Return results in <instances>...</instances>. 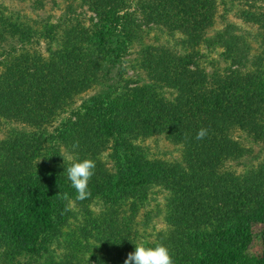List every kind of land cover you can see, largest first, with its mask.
Listing matches in <instances>:
<instances>
[{"label": "rangeland", "instance_id": "rangeland-1", "mask_svg": "<svg viewBox=\"0 0 264 264\" xmlns=\"http://www.w3.org/2000/svg\"><path fill=\"white\" fill-rule=\"evenodd\" d=\"M109 1L122 3V20L98 15L94 0H0V93L25 89L35 92L26 97L9 94L8 104L0 103V150L5 142L25 144L27 154H36L34 162L52 168L45 174L66 178L72 191L66 192L74 203L58 239L49 245L51 257L33 253L20 260L21 264H49L51 260L58 264L63 259H70L72 264H96V260L104 263V259L111 262L117 246L124 248L128 243L134 250L135 244L155 247L157 239L166 235L164 232L178 226L174 221L184 226L188 219L199 239L207 242L209 238L214 246L235 250L244 264L254 263L264 252V225L251 221L256 214L252 208L257 206L258 212L264 207V31L246 18L253 11L252 4L255 11L262 9L256 1L215 0L216 9L210 7L206 12L213 15V25L205 30L207 36L227 24L237 25L241 42L250 47L249 64L243 67L241 63L236 65L235 55L220 43L214 47L204 42L189 43L181 36L182 30L152 22L151 0ZM129 29L131 36L125 33ZM164 51H170L172 58H192L194 63L188 68L200 66L197 75L203 84L216 76L222 79V85L211 88L218 91L212 102L207 103L206 98L188 99L182 86L180 89L174 82L156 76L158 71L167 75L170 62L177 61L168 60ZM147 52L158 60L154 66L145 60ZM49 65L56 67L55 71L49 70ZM79 70L83 82L75 84L66 95L59 76L67 71L72 77ZM248 82L254 98L243 106L239 92H244ZM202 87L204 90L206 86ZM233 94L238 95L234 102ZM234 103H238L237 109L229 112ZM161 104H165L164 109ZM213 109L215 113L210 117ZM133 111L143 114V119L134 117ZM159 112L165 120L158 119ZM40 116L46 121L39 126ZM196 118L198 122L192 123ZM150 119H157L160 125L166 122L165 128L144 135L143 122ZM138 120L143 125L136 128ZM181 121L186 122L179 124ZM187 128L192 134L189 137L183 132ZM201 128H207L208 135L197 140ZM83 130L88 131L86 140L80 137ZM31 132L39 134L29 139L21 137ZM77 140L79 148L73 150ZM102 140L106 141L104 149L87 148ZM54 148L71 154L73 160L96 161L89 184L90 198L75 200L66 172L70 162L62 157L57 165L51 163L53 157L46 158ZM8 161L0 159L1 171ZM146 163L166 166L178 183L172 180L152 184L148 198H141ZM130 178L138 191L127 185L116 187L117 182ZM185 178L190 187L183 184ZM110 185H115L111 192ZM223 190L231 192L227 194L234 213L229 215H224L227 209L223 211L221 206L227 195ZM109 224L120 227L112 234L106 232ZM239 224L250 225L254 232L247 248L240 249L238 243L243 239L231 236L226 229ZM187 248L195 246L189 242Z\"/></svg>", "mask_w": 264, "mask_h": 264}, {"label": "trees", "instance_id": "trees-1", "mask_svg": "<svg viewBox=\"0 0 264 264\" xmlns=\"http://www.w3.org/2000/svg\"><path fill=\"white\" fill-rule=\"evenodd\" d=\"M252 1H256L258 3L257 6L262 10L255 11V4H252L251 9L253 11L248 12V17L246 19L249 21H254L255 24L259 25L264 31V0H250V2ZM215 3V0L212 3L210 0H151L149 8L153 11V13L151 12L149 17L152 22L167 25L169 28H171V30H182L181 36L186 37L189 43L197 44L204 42L209 47H214L218 43H220V45H224L227 50L231 52V54L235 55L237 59L235 61L236 65L241 63L240 66L246 67L249 64L248 57L250 54V47L247 42H241L240 35L236 33V24H227L221 30L216 31L214 35L207 36L205 33V30H208V28L213 25V15L207 14L206 12L210 7L216 9ZM94 5H97L95 6V10L101 17H105L107 19L109 15H113L115 16L116 21L122 20L120 10L122 7L121 2L119 3L115 1V3H113L109 0H94ZM108 7V13H105V10ZM203 12H205L206 15H204ZM128 26L130 27V25H124V27ZM125 33L128 36L133 35L130 29L125 30ZM164 52L166 55H169L168 60L172 61L177 59V61L170 62L168 65L169 69L167 71V75L158 71L157 74L155 73L156 76L158 75V78L164 82H174L175 85H178L176 86L178 88H180L179 86H182L183 89L181 91L183 94H186L188 99L196 101L199 98H206L207 103L212 102L218 91H215L211 88L213 86L216 87L222 85V79L216 76L210 81H204L205 84H203L197 75L198 70H200V66L197 65L195 70H190L188 68L191 63H194L191 61L192 58L181 56L172 58L170 51L169 53L166 51ZM148 53L149 52L146 53L144 58L145 60L149 59V64L154 66L158 60L151 58ZM154 56L156 57L157 55ZM64 60V62H66V59ZM166 66H164V69ZM48 69L55 71L56 67L53 66L50 68L49 65ZM89 70L90 68L85 71V74L88 73ZM68 74L69 72L65 71V74H63V76H59L58 79L59 83L63 85L64 93L66 95H69L67 93L71 89L75 88V84L83 82L79 76V74L81 75V70H79L77 74L73 75L72 77L67 76ZM233 74H236V72H233ZM9 85L12 84L9 83ZM203 85L206 86L204 90L202 87ZM251 86L252 84H249L248 82L245 88H243L244 92H239L240 96L242 94L245 98L247 97L245 94L248 93V98L246 99L241 96L242 100L239 103H241L243 106L249 105L250 101L254 98L252 93L254 94L255 92H253ZM10 92L11 91H2L0 93V95L6 99L4 101L0 98V103L3 106L8 104V97L9 94H11ZM13 92V95L11 94L12 96L20 94L26 97L32 95L34 90L30 92V90L25 89L24 91L21 90ZM237 96V94H233V100H230L234 102V98ZM262 99V102L264 103V98ZM191 104H194V102H191ZM231 106L228 108L229 112L235 111V109L238 107V103H234ZM157 107L160 108L159 105ZM161 108L164 109L165 104H161ZM11 110L13 111L12 106ZM159 113L158 119L165 120V116H163L161 112ZM213 113H215L214 109L210 110L208 115L212 117L214 115ZM131 114L134 117H138L139 120H141V118L143 119V114H139L137 111H133ZM16 117H20L19 114H17ZM208 119L210 118L208 117ZM139 120L138 122L135 121L134 127H142L144 124V126H146V129L143 131L144 135L148 132L154 133L160 130V128H165L166 126V122H163L162 125H160L157 122V119H150L148 123L144 121L143 124H141ZM45 121V118L40 116L37 121L38 124L36 125L40 126L42 125L41 123H44ZM185 122L186 121H181L179 124H184ZM194 122H198L197 118L192 123ZM152 123L153 125H151ZM191 127L194 128L193 126H189V128ZM82 132L84 133L80 134V137H84L83 139L86 140L85 136L87 135L88 131L83 130ZM183 132L188 137L192 135L191 133L189 134L190 129L188 128ZM36 134L39 133L31 132L30 134H21V137L29 139L31 138L30 136L36 137ZM100 142H88L87 144H90L87 146V148L89 150H94L95 148V151L104 149L106 147V141L102 140V142ZM24 146L25 144L18 146L17 142H5L1 145L2 151L0 150V159L3 158L9 160L6 164L5 170H0L1 264H21L20 260H25V258H28L29 256L31 257L33 253L39 256L48 254L50 251L49 245L53 243L55 239H58L57 237L59 235L61 226L67 222L73 213L72 211L67 213L63 212L67 202L61 199V193L66 191L72 192L68 189L66 178L62 176L60 177V175L54 176V174L51 172L45 174L46 171L49 169L51 170L52 168H44L42 164L38 165L36 162H34V159H36L34 158L36 154H27ZM60 154L61 153L58 151V149L54 148V151L50 152L46 158L48 159L50 156L53 157L50 160L51 163L58 165L60 163V158L62 159ZM11 165H13V167ZM197 165L195 166L196 168ZM204 169L207 171V165H205ZM172 180H175V182L178 183L177 178L174 176L172 177L166 166H157L154 163H146L144 179L142 180L143 182H141L143 185L142 187H144V192L140 195V197L144 198L145 200L148 198L150 185L161 184ZM232 181H235V179H232ZM188 182L189 179L185 178L183 184L186 185ZM119 184L123 186L127 185L131 187L133 191H138V185H136L134 180L131 178L125 181L121 180L120 182H117L116 187H119ZM188 186L190 187V184H188ZM114 187L115 185H110L109 192H111ZM227 193L230 195L231 192L223 190V194ZM229 195H225V200H221L222 210L224 211L227 209V214L224 213V215L234 213V209L232 208L233 203H231L229 200ZM250 205H252V202H250ZM255 205H259V203L256 201ZM255 207L252 209L256 214L252 216L251 221L257 223L259 222L264 225V207H261L258 212L255 210ZM172 218H177V216L172 215ZM188 221L189 222L185 223L184 226H180V221H174V225L178 224V226H175V228L172 227V229L164 232L166 235H163L162 238L157 239V244L155 245H166L173 254L175 264H244V262H241L242 258L238 257L239 253L235 252V250H230L229 248L225 250L219 248V246H214L209 242V238L207 239V242L204 238H202V240L199 239L198 235L194 234L192 231L190 219H188ZM239 225H237L238 227L236 226L235 228L226 229L229 233H231V236L237 235L236 237L239 240L243 239L238 243V247L240 249L245 247L247 248L249 247V242L254 239V232L252 233V227L250 225ZM119 227L120 224H116L114 226L109 224L107 225L106 232L111 231L113 234L117 229H119ZM179 239L182 240L179 241ZM262 240L264 242V236ZM189 242L192 246H195L194 249L188 250L187 247H189ZM125 245L126 246L124 248L117 246L115 249H113L117 255L114 256L111 262L109 259H104V263H99V261L96 260V264H124L129 250H134L130 248L132 247V244L129 245L126 243ZM196 247H198V249H196ZM126 250L127 254L125 253ZM48 256L51 257V254H48ZM51 261H49V264H54ZM72 262L73 261L70 259H63L60 260L58 264H72ZM252 264H264V252L260 255L259 259H257Z\"/></svg>", "mask_w": 264, "mask_h": 264}, {"label": "clouds", "instance_id": "clouds-1", "mask_svg": "<svg viewBox=\"0 0 264 264\" xmlns=\"http://www.w3.org/2000/svg\"><path fill=\"white\" fill-rule=\"evenodd\" d=\"M207 135L208 129L201 128L196 135V139L202 140ZM78 148L79 141L77 140L72 144V149ZM60 155L65 162H70L66 172L70 185L76 193L75 200L84 201L90 198L92 193L89 184L91 178L95 175L96 161L91 158L73 160L72 155L65 153L63 150ZM61 199L67 202L63 209L64 213L74 210L73 200L67 192L61 193ZM124 264H175V261L172 252L164 244H159L155 247L135 244V250L128 253Z\"/></svg>", "mask_w": 264, "mask_h": 264}]
</instances>
